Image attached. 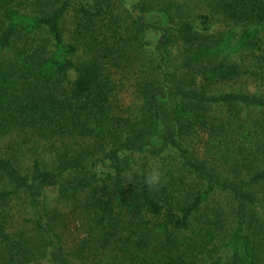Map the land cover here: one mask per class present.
I'll return each instance as SVG.
<instances>
[{
	"label": "trees",
	"instance_id": "trees-1",
	"mask_svg": "<svg viewBox=\"0 0 264 264\" xmlns=\"http://www.w3.org/2000/svg\"><path fill=\"white\" fill-rule=\"evenodd\" d=\"M26 3L29 0H0V139L10 137L11 149L17 147L30 163L23 174L12 156L0 151L4 264H73L48 226L44 209L48 191L61 197L88 191L83 217L95 264H264V231L255 237L243 232L246 203L254 202L253 194L244 188L264 178V167L245 181L221 180L184 147L187 126L206 124L200 109L264 107L263 93L209 89L264 77V0L217 3L222 16L240 28L236 47L243 49L246 58L207 60L200 65L211 48L204 33L188 22L174 27L189 45L198 41V49L186 58L187 66L192 68L194 62L196 72L189 86L167 83L175 73L164 69L173 27L148 16L149 0H133L129 19L121 18L118 0L73 6L76 23L67 43L60 23L71 0H34L37 10L30 14L21 11ZM42 30L48 36L35 39ZM146 33H153L154 41L144 38L135 46H149L162 77L140 84V110L128 118L116 111L111 67L129 50L134 52L133 41ZM69 71L75 73L71 80ZM163 98L186 103L176 113L185 114L186 107L192 121L171 116ZM170 149L178 153L184 169L181 176L168 173L165 180L153 183L142 172L136 188L126 186L123 174L131 169L137 153L147 150L159 157ZM44 156L49 158L46 165ZM195 181L198 187L187 186ZM201 183L204 190H199ZM213 188L229 192L236 203V224L230 232L217 214L198 213ZM21 193L31 207L43 248L41 259L30 263L23 262L21 242L10 238L6 229L10 201ZM79 257L86 262V252Z\"/></svg>",
	"mask_w": 264,
	"mask_h": 264
},
{
	"label": "rangeland",
	"instance_id": "rangeland-1",
	"mask_svg": "<svg viewBox=\"0 0 264 264\" xmlns=\"http://www.w3.org/2000/svg\"><path fill=\"white\" fill-rule=\"evenodd\" d=\"M87 1L91 0H71L72 6L60 23L66 43L71 41V34L76 23L73 6ZM218 1L149 0L148 16L151 19H160L165 25L173 27L171 29L172 40L165 49L164 69L175 71V73L168 78L167 83L189 86L192 83V78L196 75L194 62H192L191 68L186 65V58L198 49V41L189 45L174 28L184 22L192 24L196 30L204 33L206 42L211 46L206 58L204 57L200 61V65L202 62L206 63L207 60L218 62L238 60L239 57L246 58L243 49L239 50L236 47L241 36L240 28L233 26L231 21L222 16L217 7ZM118 3L120 8H123L121 18L129 19L127 13L130 12L133 0H118ZM36 10L34 0H29L26 6H22L21 11L30 14ZM34 36L35 39H41L48 35L45 30H42L36 32ZM144 38L154 41L155 35L146 33L142 39L138 38L135 42L133 41V47L136 50L134 52L129 50V54L123 55L117 66L111 67V75L118 95L115 102L116 111H121L128 118H134L140 110L138 91L140 84L147 80L160 81L162 77L156 68L157 57L151 52L149 46H135ZM72 58L77 60L78 56L74 55ZM178 66L181 68L179 69ZM74 75L73 71L68 72L70 80L74 78ZM209 89L213 93L264 94V77L244 78L238 83H219ZM162 103L171 116L179 117V119L182 117L181 121L185 120L186 123L192 121L189 120L191 115L186 111V107H184L185 114L176 113V110L182 105L186 106V103L171 98H163ZM200 111L204 113L203 121L206 124L200 127L192 122V126H187L188 134L184 140V147L187 148L190 156L206 165L221 180L245 181L256 170L263 169L264 107L214 105L204 107ZM11 143L13 141L10 137L0 139V151L4 150L7 155H11L14 164L24 174L29 169V159L24 153L17 151L16 145V148L12 146L13 149H11ZM48 159V156H44V165L48 163ZM183 170L178 153L174 149H170L159 157H153L147 150H144L134 156L131 169L123 176L127 187L136 188L142 172L151 182L158 183L160 180H165L168 173L181 176ZM154 175L157 177L155 180H153ZM188 181H190L189 177ZM188 185L198 187L199 184L195 181ZM205 187L204 183H201L199 190H204ZM244 189L253 194L254 202L246 203L243 232L255 237L258 231H264V178L245 186ZM87 193L88 191H79L67 197H61L54 191H48L44 198L48 226L56 236L55 238L67 259L73 264H95L89 254V246L93 247L94 245L85 230L87 229L86 216L83 217ZM10 206L11 217L6 224V229L10 238L21 242L24 249L23 262L30 263L41 259L42 241L35 232L32 222L33 214L25 196L22 193L17 195L10 201ZM235 211L236 203L232 195L219 188H213L207 194L198 213L208 217H214L217 214L223 222L226 232H230L236 224ZM85 237H87L86 241H84ZM84 244L86 246L83 249ZM221 245L219 244V247ZM2 248L3 243L0 242V264H4L1 260ZM82 251L87 254L86 262H82L79 257V253ZM222 251L227 252V249L224 248Z\"/></svg>",
	"mask_w": 264,
	"mask_h": 264
},
{
	"label": "clouds",
	"instance_id": "clouds-1",
	"mask_svg": "<svg viewBox=\"0 0 264 264\" xmlns=\"http://www.w3.org/2000/svg\"><path fill=\"white\" fill-rule=\"evenodd\" d=\"M156 178H157V177L154 175V176H153V180H155Z\"/></svg>",
	"mask_w": 264,
	"mask_h": 264
}]
</instances>
